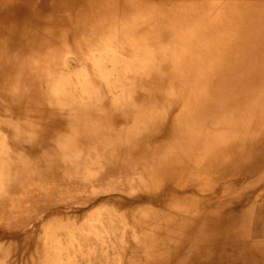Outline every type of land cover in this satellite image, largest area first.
<instances>
[{
	"label": "bare ground",
	"instance_id": "6f19581e",
	"mask_svg": "<svg viewBox=\"0 0 264 264\" xmlns=\"http://www.w3.org/2000/svg\"><path fill=\"white\" fill-rule=\"evenodd\" d=\"M0 264H264V0H0Z\"/></svg>",
	"mask_w": 264,
	"mask_h": 264
}]
</instances>
